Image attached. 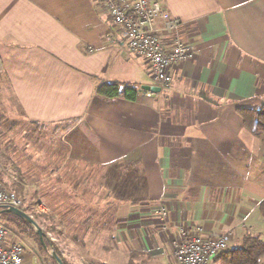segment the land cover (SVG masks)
Segmentation results:
<instances>
[{"label":"crops","instance_id":"1","mask_svg":"<svg viewBox=\"0 0 264 264\" xmlns=\"http://www.w3.org/2000/svg\"><path fill=\"white\" fill-rule=\"evenodd\" d=\"M157 1L193 47L169 87L100 0H0V112L47 139L22 185L45 212H78L58 224L100 244L98 264H177L180 233L198 227L231 231L228 249L264 239V136L238 112L264 106V0ZM115 82L137 99L97 93Z\"/></svg>","mask_w":264,"mask_h":264},{"label":"built area","instance_id":"2","mask_svg":"<svg viewBox=\"0 0 264 264\" xmlns=\"http://www.w3.org/2000/svg\"><path fill=\"white\" fill-rule=\"evenodd\" d=\"M108 9L112 20L124 29L123 45L144 61L154 82L162 87L173 83L172 67L193 56L191 44L179 35L183 22L170 16L157 0H100ZM163 25L157 27L156 18ZM172 41L164 42V35ZM148 96L154 92H146ZM0 206L25 209V203L16 191L9 189L0 178ZM39 209L45 212L39 204ZM231 231L217 236L206 235L198 227L193 233L182 231L177 240V264H210L229 248ZM0 264H32L24 246L11 237L9 227L0 219Z\"/></svg>","mask_w":264,"mask_h":264},{"label":"rangeland","instance_id":"3","mask_svg":"<svg viewBox=\"0 0 264 264\" xmlns=\"http://www.w3.org/2000/svg\"><path fill=\"white\" fill-rule=\"evenodd\" d=\"M28 127L25 123H21L19 115L5 117L3 114L0 119V178L9 188L18 191L26 203L25 207L27 204L30 205L26 207L29 214L46 231L48 238L57 245L62 256L70 264H98L94 257H99L100 244L88 243V246L84 245L86 249H83L82 244L77 241L72 242L74 240L72 237L79 235L78 229L74 226L62 229V225L58 224L63 219L76 220L78 212L68 213V215L61 212H42L38 207L39 202L37 200H42L43 197L34 198L30 192L33 189L23 186L24 183H29L30 179L27 177L28 174L22 172V169L27 168L28 164L31 163V156L36 157L44 153V145L47 141L44 134L40 136L37 134L35 137V132L29 131ZM42 206L44 207V204ZM1 220L9 227L11 237L16 238L24 246L27 258L32 264H57L50 254L52 250L50 243L46 241L47 248L41 245L34 228L33 231H24L4 217ZM140 264L151 263L142 258Z\"/></svg>","mask_w":264,"mask_h":264},{"label":"trees","instance_id":"4","mask_svg":"<svg viewBox=\"0 0 264 264\" xmlns=\"http://www.w3.org/2000/svg\"><path fill=\"white\" fill-rule=\"evenodd\" d=\"M138 91L139 89L135 85L120 84L115 82V83L101 84L98 87L97 93L100 96L107 98L123 97L125 100L135 101L138 96ZM238 112L242 116L245 126L251 132H253L258 136H264V106L259 109L238 108ZM2 117L3 114L0 112V119ZM2 181L4 180L2 179ZM5 185L8 187L6 183ZM12 190L16 191L18 196L22 198V196L18 193L16 189H12ZM24 210L29 213V210L26 207ZM260 211L262 213V216L264 217V201L260 205ZM2 217L7 219L11 223H14L18 228L24 231H33V227L30 223H28L27 221L21 219L20 217L12 213L1 214L0 219ZM44 232L46 233L45 230ZM46 241H48L52 249H54L58 253V255H60L64 264H70L62 256L61 254L62 252L59 250L57 245L48 238L47 233H46ZM38 242L41 244L40 240H38ZM263 255H264V239L260 235H257L252 232H247L243 237L242 245L240 247L227 249L226 251L222 252L219 256L225 264H261ZM132 264H134V262Z\"/></svg>","mask_w":264,"mask_h":264},{"label":"water","instance_id":"5","mask_svg":"<svg viewBox=\"0 0 264 264\" xmlns=\"http://www.w3.org/2000/svg\"><path fill=\"white\" fill-rule=\"evenodd\" d=\"M142 88L145 90H151L152 92L161 90L160 87L149 86V85H144V86H142ZM4 213H12V214L20 217L21 219L27 221L28 223H30L33 226V228L35 229V232H36L41 244L45 248H47L46 233L44 232L43 228L37 223V221L33 218L32 215H30L25 210L14 207V206H0V215L4 214ZM50 254H51L52 258L57 262V264H64L60 255H58V253L54 249H52L50 251Z\"/></svg>","mask_w":264,"mask_h":264}]
</instances>
